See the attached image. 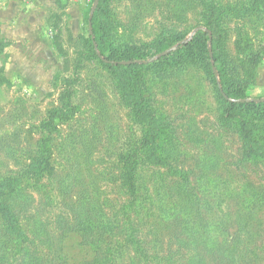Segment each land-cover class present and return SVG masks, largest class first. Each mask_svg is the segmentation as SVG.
<instances>
[{"label":"rangeland","instance_id":"1","mask_svg":"<svg viewBox=\"0 0 264 264\" xmlns=\"http://www.w3.org/2000/svg\"><path fill=\"white\" fill-rule=\"evenodd\" d=\"M94 3L0 0V177L23 175L39 158L43 139L51 148L43 179L23 185L32 198L26 208L17 192L5 197L25 230L43 234L38 254L53 257L59 251L57 264H85L83 258L110 264L109 254L114 264H146L138 254L150 249L160 259L175 256L189 264L185 236L160 210L156 195L176 193L189 176L201 208L207 198L212 216L225 224L217 236L220 248L204 252L205 264H264V156L249 157L251 145L240 125L224 118L226 103L212 71L197 66L181 78L155 83L151 69H141L130 81H138L142 111L88 46ZM100 18L110 46L117 48L156 41H172L174 48L197 28L210 31L212 25L220 28L224 63L242 65L247 46L264 47V0H103ZM25 22L30 33L22 37ZM238 76L253 84L249 99H264V60L254 72L240 68ZM70 108L73 117L53 132L43 130L53 111ZM236 113L253 127L252 138L263 152L264 117ZM126 162L140 176L136 185L148 214L142 219L128 208ZM84 213L86 224L112 221V236L105 233L92 243L76 227ZM5 226L0 220L2 241L11 238ZM131 226L142 241L139 253L133 249L137 244L125 242ZM7 253L0 243V263Z\"/></svg>","mask_w":264,"mask_h":264},{"label":"trees","instance_id":"2","mask_svg":"<svg viewBox=\"0 0 264 264\" xmlns=\"http://www.w3.org/2000/svg\"><path fill=\"white\" fill-rule=\"evenodd\" d=\"M60 3V0H56ZM103 0H99L98 8L96 9L92 23H93V35L95 42L97 43L98 55L94 41L90 35L89 48L95 52L96 57L101 64L113 69L115 75L119 79L121 87L128 93L137 103L139 109L145 112L142 100L139 96L138 89L140 86L138 81L131 83L130 76L135 79L134 76L140 74L141 69H151V81L158 83L168 81L173 78H181L191 72V70L197 66L209 68L212 73L218 91L225 100L226 106L224 110V118L226 120L236 121L240 125V132L244 136L245 140L250 143V150H248V156H264V151L259 152L260 148L258 141L253 140L252 133L253 127L237 116L236 111H248L264 117V101L257 102L241 101L236 102L234 100H247L248 89L253 85L251 80L242 79L238 76V70L243 68L249 72H254L264 60V47L253 48L247 46L245 50L246 57L244 58L242 65H238L232 61H220L218 38L220 36V28L212 25L209 30L201 28L195 33L193 38L185 44L178 43L176 49L173 50L172 41H156L152 45H134L126 44L123 47L110 46V38L108 33L104 29L105 24L103 18H100V7ZM212 14L214 10H211ZM89 25V22H88ZM212 34V50L213 59L215 60V67L217 70V76L213 71L211 65V57L209 54V34ZM90 34V33H89ZM168 42L170 44H168ZM7 45L3 47L5 49ZM175 48V47H174ZM171 50L169 53L160 56V54ZM244 52V50H243ZM159 56V57H158ZM156 59L151 62V59ZM131 61V64L122 65L114 62ZM218 77V78H217ZM129 79V81H128ZM97 93L99 90L95 88ZM74 108L69 110L56 109L53 111L48 120L42 123V128L45 132H53L57 130L58 124L73 117ZM147 116V113L145 114ZM51 148L49 142L43 139L40 144V156L30 165L23 175L12 177H0V220L5 224L6 230L9 232L11 238H5L0 240L3 248L7 249V254L2 256L4 261L0 264H57L56 259H60L62 255H59V251L53 257H47L46 255H40L39 250L41 245L45 244V238L40 231L32 230L28 232L22 227L17 215L15 214L13 207L6 202L5 197L12 191V195L17 192L20 198V204L23 208H26L31 201V196L25 191L28 186H36V182H40L45 173L50 169L49 154ZM261 153V154H258ZM48 170V171H47ZM123 176L127 182V194L129 196V210L134 213L135 216L144 218L147 216V212L142 208L140 200L144 195H139L140 187L136 185V181L140 179L135 173L134 166L131 162H126L123 165ZM195 181V180H194ZM66 182V176L61 181L62 185ZM182 187L176 193L171 194V190L168 192H157L160 210L169 215L168 220H171L177 228L178 234L185 236L182 240L186 244V250L190 254L188 255L189 264H205L204 252L211 255L216 253L220 248V242L217 241V236L225 230V224L220 225L219 219L214 218L210 213L212 207L210 200L204 199L201 208V198L199 191L193 185L189 176H183L180 181ZM145 198V197H144ZM17 199V198H16ZM145 201V199L143 200ZM202 209V210H201ZM87 213L81 215V222L77 223L78 231H82L83 235L89 233L91 242L102 240L105 233H108L111 237L115 224L112 221L95 222L94 224H86L89 220ZM117 226V225H116ZM134 226V225H133ZM131 226L130 231L127 232L125 242L126 244H134L137 246L133 249H137L139 253L140 239L135 237V229ZM183 239V238H182ZM150 249H142L141 258L146 260V264H183L179 263V260L175 256H168L160 259L157 253L150 254ZM102 257L106 259V255L102 254ZM110 264H114L115 257L113 255H107ZM107 260V259H106ZM82 263L90 264L83 258ZM216 263V262H215Z\"/></svg>","mask_w":264,"mask_h":264},{"label":"water","instance_id":"3","mask_svg":"<svg viewBox=\"0 0 264 264\" xmlns=\"http://www.w3.org/2000/svg\"><path fill=\"white\" fill-rule=\"evenodd\" d=\"M98 3H99V0H95V3H94V6H93V9H92V12H91L90 17H89V33H90V35H91V37H92V39L94 41V45H95L96 51H97L98 55H100V53L98 51L97 43L95 42V39H94L93 29H92V27H93L92 19H93L94 13L96 11V8L98 6ZM200 29L201 28H197L196 32L199 31ZM196 32H194L188 39L183 40L182 44L188 43L193 38V36L195 35ZM209 44H210L209 54H210V57H211V60H212V64H213V71L215 72V74L217 76V70H216V67H215V64H214V60H213V50H212V46H211V44H212V35L211 34L209 35ZM174 49H176V47L173 48V50ZM170 51L171 50H168V51L160 54V56H163V55L169 53ZM155 59H156V57L153 58V59H151V60H155ZM114 63H116V64H122V65H127V64H131L132 62L131 61H122V62H114ZM251 100L252 99H247V100H234V101L241 102V101H251ZM262 100H264V99L257 100V101H262Z\"/></svg>","mask_w":264,"mask_h":264},{"label":"crops","instance_id":"4","mask_svg":"<svg viewBox=\"0 0 264 264\" xmlns=\"http://www.w3.org/2000/svg\"><path fill=\"white\" fill-rule=\"evenodd\" d=\"M10 5H14V2L11 1ZM12 8V6L10 7ZM19 20V19H17ZM16 20V21H17ZM25 26H23L22 28H20V31H19V34L21 33V35H23L22 37H25L26 34H29L30 33V30H29V23L28 22H25L24 24ZM8 38V40H17V39H21V36L18 37V36H11V35H7L6 36Z\"/></svg>","mask_w":264,"mask_h":264}]
</instances>
